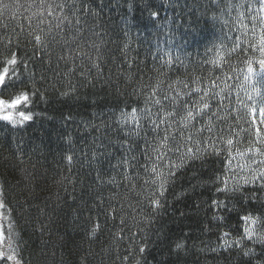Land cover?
Wrapping results in <instances>:
<instances>
[{
    "label": "trees",
    "instance_id": "obj_1",
    "mask_svg": "<svg viewBox=\"0 0 264 264\" xmlns=\"http://www.w3.org/2000/svg\"><path fill=\"white\" fill-rule=\"evenodd\" d=\"M145 2L0 0V69L15 56L23 82L0 96L35 92L21 106L31 122L0 121L1 197L20 264H264V180L246 182L264 172V0H154L155 20ZM153 99L169 117L159 132ZM210 141L217 154L204 152ZM188 149L202 159L173 168L154 208L151 169L168 176Z\"/></svg>",
    "mask_w": 264,
    "mask_h": 264
},
{
    "label": "snow or ice",
    "instance_id": "obj_2",
    "mask_svg": "<svg viewBox=\"0 0 264 264\" xmlns=\"http://www.w3.org/2000/svg\"><path fill=\"white\" fill-rule=\"evenodd\" d=\"M3 7L8 8L9 5L4 4ZM52 7L53 6H51V5L49 6V14H51ZM55 7L63 10L64 5H55ZM154 8H156V5L154 4V0H146V2L144 4V11L147 12L148 15L153 20H155L159 16V11L153 10ZM260 10L264 11V8H261ZM63 19L68 20V17L64 16ZM68 24L71 25V20H68ZM261 25H262V27L260 29L259 45L257 47V51H259L261 53V55L264 56V17H261ZM56 27L59 28L60 24L58 23L56 25ZM49 31H51V27L49 28ZM253 32L255 34V28L253 29ZM35 39L37 42H40L41 37L36 36ZM258 64H259L260 70L262 72H264V58L259 59ZM16 65H17V59L15 56H12V58H10L9 60H7L5 62V66H3L2 69H0V92H8L10 89H19L21 83H23L22 81H19L18 74L15 71ZM247 72H248V74H250L252 76L257 74L256 69L252 66V61L248 62ZM245 79H249V76H246ZM213 83L215 84V82H213ZM253 87H254V91H257V94H259L258 90L255 89V86H253ZM195 91L200 92L201 90L196 89ZM33 95H35L34 91H20V92H18V94L12 96L8 100H5L2 96H0V121L8 122L13 126H16V125L22 126L26 122H31L33 120V114L30 111L21 110V106L23 105L25 108L28 107L31 103V99H32ZM150 99H152V98L150 97ZM162 99L165 101L171 100V101H173V103L176 101V97L164 96ZM248 99L253 100V97L251 95H249ZM201 100H202V107H201L200 111H203V109H209L210 108L209 103L207 101L203 100V98H201ZM153 103L160 106L157 113L155 114L158 119H151V120H149V123H151L153 125V131L159 132L160 122L161 121L166 122L167 119H169V117L165 113V108H164V105L162 104L161 99H153ZM181 103H182V106L185 109H187L186 116L184 117V119L195 120L196 116L194 115V111L192 110V108H190L186 102L181 101ZM246 107H247V105H246ZM135 111H136L135 109L132 110L133 113ZM249 111L251 114V123L253 125H256V123H257V108L255 106H253L249 109ZM258 111H259V121H260V123H264V107L259 108ZM149 115H151V114L149 113ZM132 119H133V121H135L137 129H139L140 128L139 119L135 116H133ZM123 122H126V120ZM210 130L211 129L209 128V131ZM255 133H256V140L257 141L264 140V136L261 135V129L258 126L255 127ZM176 135H179V133H177ZM163 139H165V140L168 139L167 132L163 136ZM187 139L191 140L192 137L189 135L187 137ZM226 143L230 147L233 145V140L228 139ZM131 150H132L131 146H129L128 151H131ZM176 151H179L178 147H176ZM248 151H252V149L249 148ZM256 151L259 153L260 149L257 148ZM199 152H200V150H197L196 153H192V150L188 149L189 155L186 158H182L180 164L170 165L168 176H164L162 172L158 173L156 167H153L151 169L152 173H157V175L160 177L158 193H154L153 198L151 199V204L153 205L154 208H159L162 206V199H157V198H155V196L158 194L161 198L163 197V193L167 190L166 185L168 184L169 179L174 178V176H175V172L173 171V168L183 167L184 163H185V159H191V160L202 159V156L199 154ZM204 152L209 154V155H213V154H217L219 152V149H217L215 144H212L210 141L209 149H204ZM261 154L264 155V153H261ZM69 159H71V158L69 157ZM133 159H135L134 156H133ZM156 159L159 160L160 155H158L156 157ZM262 163H264V161H262ZM229 164H231V160H229ZM259 180H264V172L259 173L258 175H254L252 180H249L246 182L247 183H255ZM153 183H155V181H153ZM262 187H264V185H262ZM215 203H217V205L219 206L218 202H215ZM3 206H4L3 202L0 201V208H3ZM245 219L247 220L249 218L246 217ZM251 222L253 224L255 223L254 220ZM246 231L248 233L249 239H252L254 236H256L255 230H250V231L246 230ZM225 235H227V234H225ZM256 238L258 240H260L261 243H264V236H256ZM224 247L228 248V247H231V245H228L227 241H226ZM183 249H184V243L183 242H176L175 252H176L177 261L180 258L179 253ZM139 251L142 253L145 251V249L143 247H141ZM243 255L244 256H253L254 250H252V249L245 250L243 252ZM0 259L6 260V261H11V262H13V264H20V260L18 259L17 255L14 253L9 254V253L0 251Z\"/></svg>",
    "mask_w": 264,
    "mask_h": 264
},
{
    "label": "rangeland",
    "instance_id": "obj_3",
    "mask_svg": "<svg viewBox=\"0 0 264 264\" xmlns=\"http://www.w3.org/2000/svg\"><path fill=\"white\" fill-rule=\"evenodd\" d=\"M3 225H5L9 234L11 235L10 237L8 236V238L6 237L7 234H4L3 232ZM12 228L13 226H11V223L9 221L8 213L3 206V208H0V251L7 249L6 253H9V254L14 253V245H13V240H12L14 238V234H13L14 231Z\"/></svg>",
    "mask_w": 264,
    "mask_h": 264
},
{
    "label": "bare ground",
    "instance_id": "obj_4",
    "mask_svg": "<svg viewBox=\"0 0 264 264\" xmlns=\"http://www.w3.org/2000/svg\"><path fill=\"white\" fill-rule=\"evenodd\" d=\"M14 234V233H13ZM11 235H9L10 237ZM8 240V239H7ZM13 240V245H14V254L17 253V248L15 247V234H14V238L12 239ZM9 246V245H8ZM3 252H7V249H5ZM19 259V258H18ZM13 263V262H12Z\"/></svg>",
    "mask_w": 264,
    "mask_h": 264
}]
</instances>
